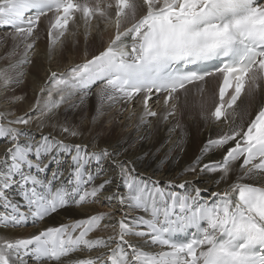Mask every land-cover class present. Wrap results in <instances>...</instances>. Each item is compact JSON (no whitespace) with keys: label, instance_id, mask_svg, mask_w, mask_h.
<instances>
[{"label":"snow or ice","instance_id":"snow-or-ice-1","mask_svg":"<svg viewBox=\"0 0 264 264\" xmlns=\"http://www.w3.org/2000/svg\"><path fill=\"white\" fill-rule=\"evenodd\" d=\"M41 17H49L50 52L56 45L63 47L62 38L69 33L70 23L83 22L86 41L93 20L97 21L96 28L104 23L105 29H115L98 54L66 72L50 73L46 81L49 86L40 89L41 94H47L41 112L44 116L70 100L74 90L99 83L93 123L105 117V106L114 108L137 97H142L140 120L146 123L145 117L158 115L149 101L161 93L165 94L163 103L168 110L163 118L167 120L176 115L179 94L186 95L189 85H198L203 96L206 78L218 75V100L213 110L201 112V116L228 122L230 110L234 111L241 97H252L264 84V0H0V26L11 30L13 41L24 43L23 58L0 68V88L18 82L10 72L30 63L28 52L35 46L31 38ZM18 47L15 44L13 51L0 59L15 55ZM54 93L59 99L53 98ZM85 99L86 95L81 96L80 104ZM8 115L0 113V138L10 145L0 156V201L11 211L0 217V225L15 227L29 216L38 221L71 204L95 203L113 183L108 178L94 184L95 177L87 170L90 160L99 162L110 156L106 149L89 152L87 145H69L48 136L36 145L21 144L23 132L13 125H28L30 118L8 119ZM61 132L80 135L67 126H61ZM230 143L222 161L204 164L200 171L220 172V179L227 181L232 164L240 161L241 179L264 176V107L246 126L210 139L203 151L225 148ZM73 149L67 185L55 183L60 179L57 172L51 179L41 178L39 174L49 168L46 159L51 162L54 152ZM118 168L125 191L118 186L106 199L121 208L142 211L147 218H129L125 213L115 223L104 224L113 215L101 212L44 228L27 238L0 236V264H27L26 258L36 264H264V185L232 183L223 192L212 193L218 197L215 202L202 204L199 187H193L195 195L165 192L158 181L137 178L135 169L123 162ZM168 183L171 186L172 182ZM188 183L178 187L183 189ZM13 185H18L26 212L8 196ZM108 228L114 235L90 238V234ZM190 228L196 229L195 238L187 243L172 240L173 234ZM129 237L143 238L144 244L160 250L146 251ZM94 250L99 251L95 257L69 259L78 252Z\"/></svg>","mask_w":264,"mask_h":264},{"label":"bare ground","instance_id":"bare-ground-1","mask_svg":"<svg viewBox=\"0 0 264 264\" xmlns=\"http://www.w3.org/2000/svg\"><path fill=\"white\" fill-rule=\"evenodd\" d=\"M48 23L49 17H43L35 37H33L37 44L33 51L28 52L27 58L30 61V68L21 70V67H19L16 71H11L10 74L18 82L11 83L7 89L0 88V113L6 115L10 113L11 115L7 116L8 119L30 118L28 125H13L23 132L20 137L21 144L36 145L42 142V137L48 136L63 140L69 145H87L89 152H100L106 149L110 156L102 158L99 162L90 160L87 170L95 177L94 184H99L108 178H111L113 183L106 186V190L97 197V202L85 203L79 207L74 205L64 209L44 221L39 229L69 224L101 212H111L113 215V219H106L102 222L104 224L115 223L117 219L122 218L123 214L128 215L129 209L127 207L121 208L115 201L110 203L106 199L118 186L121 192L125 191L119 176L118 164L120 162H123L129 169H135L133 175L137 178L149 182L158 181V186L165 192L195 195L193 187H199L202 190L200 200L206 201L214 197L212 193L223 192L232 183L264 185V176L253 175L241 179L243 174L238 164H232V172L227 181L220 179V172L200 171L204 164L222 161L227 147L231 146L230 143L225 148H214L205 153L203 150L207 142L210 139H217L231 129L246 126L257 110L263 106L264 95L261 88L252 97L247 94L242 96L238 102L237 111L229 117L227 123L224 121L215 123L213 120L204 119L201 116V112L208 113L215 106L216 91L220 83L218 75L206 79L203 96L199 91H195L198 89V85L188 86L186 95L184 93H182V96L179 94L176 115L169 117L167 120L163 117L168 109L160 100L156 105L157 117H145L147 122L141 123L140 116L143 112L141 99L136 100L132 105L120 103L114 108L105 106V117L93 123L92 116L95 114L97 105L96 93L100 87L86 95L83 104H80V98L85 95H80L74 91L71 99L62 103L58 109L54 110V113L46 116L41 115L44 101L47 100V94H41L40 89L49 86L46 85V81L50 73L52 71L57 73L66 72L75 64L82 63L85 59H90L93 55L98 54L106 47L115 31L112 26H107L105 29L104 23H100L99 28H96L97 21L93 20L91 35L87 37L86 41L83 34L85 31L83 22L78 21L76 26L70 23L69 33L62 38L64 41L63 47L56 45L50 52L47 49L49 40L45 38L47 37ZM73 32L76 33L75 36L72 35ZM1 35L4 36L2 33ZM42 35H44V38H42ZM2 36H0V40ZM12 41L8 40L6 44L4 42L5 48L10 46L9 50H12L14 47V41ZM15 53H18V55L15 57L14 62L23 58L24 47L19 45L15 49ZM6 54H8L7 49L0 46V58L5 57ZM13 56L11 55L8 59H0V68L7 67L12 62ZM27 64L26 66H28ZM23 72L24 74L27 72V75L24 76ZM17 73H22V75ZM19 82H22V84L17 86L16 84ZM214 88L215 97H213ZM194 91L196 95H194ZM16 97L21 99L17 100ZM38 97L40 98L39 106H37ZM53 98L59 99L55 93ZM73 104L79 106L73 108L71 106ZM69 106L73 109L65 112ZM234 116L237 117L235 121H233ZM83 117L86 118L82 119ZM3 122L6 123L7 121ZM61 126L75 129L80 135L73 137L63 133L61 132ZM199 129H204V132L200 133ZM9 146L5 138H0V156L4 154L5 149ZM53 155L55 159L51 162L46 159L45 162L49 163V168L41 174L52 176L53 172H57L60 175V181L67 184L72 171V156L75 155V150L69 152L59 150L54 152ZM197 158H200L198 163ZM192 167H195L196 171H189ZM169 181L172 182L171 186L168 183ZM185 181L190 183L185 184L183 189L178 187L180 183ZM217 181L220 182L217 183ZM32 234H35V232L31 229L16 231L0 228V236H6L10 239L28 237ZM109 235H114L111 228L98 230L90 234V238L97 236L106 238ZM131 240L136 244L147 247L142 244L140 239ZM99 251L106 252L107 250L100 249ZM99 251L78 252L69 259L95 257L99 254Z\"/></svg>","mask_w":264,"mask_h":264},{"label":"rangeland","instance_id":"rangeland-1","mask_svg":"<svg viewBox=\"0 0 264 264\" xmlns=\"http://www.w3.org/2000/svg\"><path fill=\"white\" fill-rule=\"evenodd\" d=\"M75 26H76V24H74ZM76 29V28H75ZM42 32H44V31H42ZM1 33H3V32H0V36H2L1 35ZM42 34V33H41ZM40 34V35H41ZM4 36H2V38H1V40H0V46L3 48V49H7V53H11L12 52V50L10 49L9 50V47L10 46H7L6 48H5V44H6V42L8 41V40H12L11 39V37H10V35L9 34H3ZM39 35V36H40ZM43 36V37H42ZM41 37L42 38H44V35H42ZM35 37V36H34ZM46 39H48V36L47 37H45ZM31 39H33V38H31ZM4 42H5V44H4ZM13 42V41H12ZM15 44H19L20 45V47H24V43L22 42V41H14L13 42V45H15ZM36 44H37V42H35V46H34V48L36 47ZM14 48V47H13ZM34 48L32 49V51L34 50ZM47 49H49V45H48V47H47ZM9 50V51H8ZM20 54H22L21 52H19ZM18 55V53H16L13 57V59H12V62L11 63H13L14 62V60H15V57ZM28 66H26V64H23L22 66H20L21 68V70H24L25 68H30V64L28 63L27 64ZM23 67V68H22ZM17 70V69H16ZM23 75L24 76H26L27 75V72H25V74H24V72H23ZM22 84V82H19V83H17L16 85L17 86H19V85H21ZM195 91H197L198 92V89L197 90H195ZM195 91H194V95H196L195 94ZM214 91H215V88H214V90H213V93H214ZM205 92V91H204ZM259 96H260V93H259ZM201 98V97H200ZM88 101V100H87ZM79 106V105H78ZM71 109H73V108H70V106H69V108H67V110L65 111V112H69ZM237 111V108L236 109H234V111H232L231 110V112H230V115H229V117L231 116V115H233L235 112ZM206 113V112H205ZM86 118V117H85ZM84 117L82 118V119H85ZM236 119H237V117H236ZM236 119H233V121H235ZM200 133H203L204 132V129H199L198 130ZM144 158V157H143ZM142 158V159H143ZM167 162H168V160H167ZM163 165V164H162ZM103 208V207H102Z\"/></svg>","mask_w":264,"mask_h":264}]
</instances>
